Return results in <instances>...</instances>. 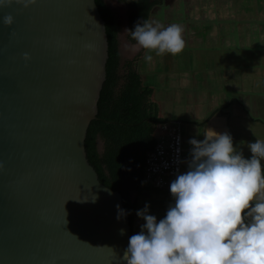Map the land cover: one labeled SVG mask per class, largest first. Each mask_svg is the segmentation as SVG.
<instances>
[{"label":"water","instance_id":"water-1","mask_svg":"<svg viewBox=\"0 0 264 264\" xmlns=\"http://www.w3.org/2000/svg\"><path fill=\"white\" fill-rule=\"evenodd\" d=\"M108 59L96 0L0 8V264H124L130 216L86 149Z\"/></svg>","mask_w":264,"mask_h":264},{"label":"clouds","instance_id":"clouds-1","mask_svg":"<svg viewBox=\"0 0 264 264\" xmlns=\"http://www.w3.org/2000/svg\"><path fill=\"white\" fill-rule=\"evenodd\" d=\"M13 3L27 8L37 0H0V8ZM3 23L11 26L13 16ZM125 31L135 41L133 50L139 46L163 56L185 48L184 30L175 23L163 27L145 19ZM144 59L151 62L153 56ZM202 135L189 140L187 171L170 183L174 203L166 214L158 219L148 204L136 212L144 223L129 237L124 264H264V142L248 143V159L229 133L207 128ZM116 209L118 221L129 214L119 204Z\"/></svg>","mask_w":264,"mask_h":264},{"label":"rangeland","instance_id":"rangeland-1","mask_svg":"<svg viewBox=\"0 0 264 264\" xmlns=\"http://www.w3.org/2000/svg\"><path fill=\"white\" fill-rule=\"evenodd\" d=\"M108 2L123 25L120 39L124 63L132 60L128 58L138 55V48L136 47L135 54H130L132 42L129 40V33L125 31L128 16L126 5L119 0H108ZM224 6L237 10L241 5L236 4V0H226ZM217 9L218 0H164L162 5L155 6L149 21L154 24L159 23L163 27L173 23L180 25L184 30L185 48L179 54H171L172 57L169 59L167 56L169 53L157 56L154 51L147 52L145 55L151 54L157 58L156 66L147 69L149 62L145 61L144 55L140 60L139 69L143 79L155 88L152 99L158 103L160 115L182 120L184 149L192 138L203 140L202 133L207 128H211L219 133L227 132L233 138H244V145L237 148L239 151L241 149L251 152L248 143H253L257 139L264 142V69L262 70L264 65L258 63L252 65L264 50L261 48V44H264L261 43L264 38V23L261 28L255 27V23H247L243 34L246 36L239 40L241 45H245L244 47L219 44L214 42L219 39V32L214 30L215 23L219 22L218 20L215 22ZM227 22L228 19L224 21L225 24ZM191 24L199 30L198 35H194L195 30ZM205 25L210 26L209 38H207V30L202 29ZM250 34L262 39L255 40L252 44H245L244 41H248ZM233 40L231 34L227 42L232 43ZM257 47L258 50L254 49ZM135 66L138 68L137 61ZM227 103H232L225 110L228 114L224 115L220 112L212 116L207 127L192 125L185 121L190 118L197 121L208 118L213 107L222 109ZM256 118L263 121H257ZM188 131L190 134L186 135ZM255 131L257 133L254 137ZM188 157L190 159V153ZM185 171H187L186 155L183 154L182 173ZM146 203L151 204L152 207L162 203L167 207L168 192L163 189L144 191L139 197L141 210ZM151 210L155 211V208ZM141 223V218L137 216L134 221V232L140 231Z\"/></svg>","mask_w":264,"mask_h":264},{"label":"trees","instance_id":"trees-1","mask_svg":"<svg viewBox=\"0 0 264 264\" xmlns=\"http://www.w3.org/2000/svg\"><path fill=\"white\" fill-rule=\"evenodd\" d=\"M121 1L129 4V30H134L138 22L149 20L154 7L164 3V0ZM96 2L106 23L109 59L98 115L88 129L86 149L101 182L122 194L134 228L141 193L155 189L144 184L147 154L157 143L159 126L171 119L160 115L158 103L152 99L154 87L144 81L135 66L136 60L123 63L122 23L115 11L107 0ZM129 40L135 43L130 32Z\"/></svg>","mask_w":264,"mask_h":264},{"label":"crops","instance_id":"crops-1","mask_svg":"<svg viewBox=\"0 0 264 264\" xmlns=\"http://www.w3.org/2000/svg\"><path fill=\"white\" fill-rule=\"evenodd\" d=\"M224 1H226V0H218L217 19L215 20V22L217 20L219 22L215 23L216 25L214 26L215 27L214 30H217V32H219V35H218L219 39H217L218 38L217 37L216 38L217 41H214V42H218L219 44L226 43L229 46L244 47L245 45L244 46L241 45L239 40L241 41V39H243V37L246 36L243 34L247 28V23H251V24L255 23V27H257V28L258 27L261 28L262 23H264V0H236V4L239 3L241 5L240 7L238 6L237 10H232L231 8H229L227 6H224ZM111 8L113 9V7H111ZM227 19H228V22L225 24L224 21ZM207 24L211 26L210 23L207 22ZM191 25L195 30V31L193 30L195 32L194 35H198L199 30L195 29L193 24H191ZM191 25H190V28H192ZM208 25H205V27L204 26L202 27V29L207 30V38H209V29H210V26H208ZM231 34L233 35L234 40L232 41V43H230V42L228 43L227 39L231 36ZM246 38H248V37H246ZM246 38H244V40ZM259 39L261 40L262 38H259V37L257 38V36L255 34H252V35L250 34L248 41L247 42L244 41V43L245 44H247V43L252 44V42H254L255 40H259ZM209 40H211V39H209ZM261 43H264V38L262 39ZM130 45H131L130 54H135L136 48H135V50H133V47H132L135 44L132 42V44L130 43ZM261 46H262L261 48L264 49V44L263 45L261 44ZM136 47L138 48V51H137L138 55L134 56L133 58L130 57L128 59L136 60L138 62V69H139L140 68V60L144 57V55L147 53V51L144 50L143 48L138 47V46H136ZM245 48L252 49L253 47H245ZM254 49L258 50L259 48L257 47ZM260 55H261L260 58L255 59L254 63L252 65L257 64V63H258V65H260V64L264 65V50H263V52L262 51L260 52ZM167 56H168V59L172 57L171 54H167ZM261 57H263V59H261ZM259 59H261V60H259ZM156 60H157V58L153 57L152 61L148 63L146 68L147 69H149V68L153 69L154 66H156ZM263 69H264V67L262 68V70ZM139 72L141 73L140 69H139ZM211 75H213V73H211ZM146 82H147V80H146ZM194 82L196 84V80ZM154 90H155V88H154ZM231 104L227 103L226 105H224L222 107V109L213 107V109H211V114L208 118L198 120V122H204L202 124L194 123L197 120H194L191 118L189 120L186 119L185 121L187 123H190V124L196 125V126H206V125H208L210 118H212V116H216L217 113L222 112L224 115L228 114V112L225 110ZM163 117H165V116H163ZM166 118H169V117H166ZM169 119H171V121H179V119L175 118V117H172ZM255 120L261 121V122L263 121L261 119L258 120V118H256ZM181 121L182 120H180L179 122L181 123ZM182 132H183V130H182ZM256 133L257 132L255 131L254 137H255ZM189 134H190V132L188 131V133L186 135H189ZM201 139H204V137L202 136ZM254 142H256V140ZM233 143H234V146L237 148L238 146L244 145L245 139L244 138L240 139V138L234 137ZM191 148H192V146L189 144V142H187L186 148L184 149V154L186 155V164H187V161L189 160L188 154L190 153ZM237 150H238V148H237ZM239 152H242L243 156L245 158H248V159H250L253 155L251 152H247L244 150L241 151V149ZM261 164H262V168H264V160L261 161ZM145 197H147V195ZM148 205L150 206L149 207L150 214L155 215L158 219L162 218L166 214L167 208L169 207V204L166 207V206H163L164 204L162 205V203H159L158 206H153V207L151 204H148ZM153 208H155V211L151 210ZM139 210H141L140 207H139ZM141 224H143V220H142ZM133 234H136V231L134 232V228H133Z\"/></svg>","mask_w":264,"mask_h":264},{"label":"built area","instance_id":"built-area-1","mask_svg":"<svg viewBox=\"0 0 264 264\" xmlns=\"http://www.w3.org/2000/svg\"><path fill=\"white\" fill-rule=\"evenodd\" d=\"M157 143L148 152L144 184L168 192V204L174 203L169 190L177 173H182L184 154L183 132L179 121H169L159 126Z\"/></svg>","mask_w":264,"mask_h":264},{"label":"flooded vegetation","instance_id":"flooded-vegetation-1","mask_svg":"<svg viewBox=\"0 0 264 264\" xmlns=\"http://www.w3.org/2000/svg\"><path fill=\"white\" fill-rule=\"evenodd\" d=\"M108 1V0H107ZM120 1V3H122V4H124V5H126L125 7H126V9L128 10V16H127V30H129V4L128 3H126V2H123V1H121V0H119ZM111 7V6H110ZM123 26V25H122ZM129 33V32H128ZM130 42H131V40H130ZM135 44V43H134ZM139 47V46H138ZM139 207H140V204H139ZM138 210H139V208H138ZM136 217H137V215H136ZM136 219V218H135Z\"/></svg>","mask_w":264,"mask_h":264}]
</instances>
